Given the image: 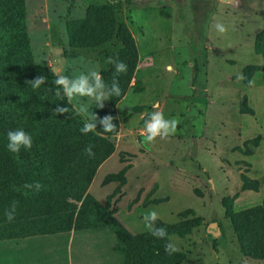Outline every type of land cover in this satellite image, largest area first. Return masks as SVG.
I'll return each instance as SVG.
<instances>
[{"label": "rangeland", "instance_id": "374dc122", "mask_svg": "<svg viewBox=\"0 0 264 264\" xmlns=\"http://www.w3.org/2000/svg\"><path fill=\"white\" fill-rule=\"evenodd\" d=\"M21 2L27 44L37 67L35 77H47L48 86L55 78L52 68L69 78L92 66L106 73L112 65L105 60L124 48L116 37L95 47L71 45L73 29L77 35L102 36L96 41L110 37L111 29L94 13L95 6L112 8L116 25L126 26L133 38L137 62L129 88L115 106L111 99L104 102L103 108L118 116L120 129L109 138L115 152L97 171L88 190L97 202L107 206L132 235L150 233L143 216L153 209L159 220L175 227L178 233L172 236L179 251L166 255L164 264H264L242 254L238 231L231 222L232 217L261 206L264 198V58L255 50L264 31V0ZM218 20L229 28L224 35L214 28ZM241 73L254 79V86L237 79ZM41 87L28 100L30 114L56 104L57 97L51 95L49 100ZM245 98L253 114L241 110ZM77 99L92 103L88 98ZM77 99L70 103L73 109ZM157 105L166 118H177L180 123L175 135L148 144L142 136L145 114ZM96 108L93 104L90 111L95 113ZM66 132L79 141L84 138L80 131L68 128ZM112 174L119 177L105 183ZM242 176L258 181V192L246 190ZM70 201L81 206V202ZM225 204L233 207L230 215ZM108 233L110 239L101 236L99 245L92 247L85 246L88 236L71 234L84 244L81 248L92 251L114 245L124 262L118 248L121 242ZM67 237L33 238L29 246L42 241L60 245ZM93 240L91 236L89 241ZM20 242L0 241V260L10 256ZM58 247L54 246L56 251Z\"/></svg>", "mask_w": 264, "mask_h": 264}, {"label": "trees", "instance_id": "16d2710c", "mask_svg": "<svg viewBox=\"0 0 264 264\" xmlns=\"http://www.w3.org/2000/svg\"><path fill=\"white\" fill-rule=\"evenodd\" d=\"M21 1L0 0V241L105 228L121 242L118 248L124 255L123 264H164V258L168 255L164 247L166 240L157 239L150 233L132 235L113 216V212L107 210V206L102 207L88 192L100 166L115 152V145L109 139L117 135L120 129V120L115 111L104 108H96L95 111L99 118L106 115L117 118L114 120L117 126L115 133H103L102 125L97 123L98 135L89 133L86 137L84 134L83 140L79 141L66 131L68 128L80 131L84 121L62 91L60 96L55 95V78H52L51 86L42 85L41 90L49 100L51 95H55L56 104L46 105L43 107L45 109H37L33 114L28 112V100L37 95V89H33L27 81L36 76L37 67L27 44L26 14ZM126 2L132 3L133 0ZM94 13L102 23H106L105 28L111 29L108 30L110 37L96 41L102 36L96 35L95 31L93 37L77 35V30L73 29L70 42L74 47L100 46L111 37L122 42L124 48L116 56L128 65V71L117 77L122 95L111 98L115 106L129 88L137 51L128 28L116 25L112 8L95 6ZM255 50L264 58V31L256 41ZM102 75L110 84L114 75L113 65ZM249 79H245L246 84ZM38 99L43 101L42 95ZM246 101L245 98L241 110L253 114ZM39 104L40 107L45 105ZM57 105L69 107V113L54 114ZM50 106L53 108L47 112L46 108ZM59 125L63 126L62 129ZM18 128L32 135L33 146L30 150L22 149L19 154H14L7 150L6 133ZM88 145L93 146L92 157L85 153ZM118 177L119 174L108 175L105 183ZM242 180L246 190L258 192V181L246 176H242ZM34 181H39L44 189L39 193L25 194L22 185ZM70 199L81 202V206L78 207ZM12 201H18V207L16 218L9 223L4 212ZM224 207L230 215L233 207L228 204ZM231 222L238 231L242 254L264 261V198L261 206L232 217ZM157 226L165 227L171 236L178 233L175 227L161 220L157 221Z\"/></svg>", "mask_w": 264, "mask_h": 264}, {"label": "clouds", "instance_id": "9594fccd", "mask_svg": "<svg viewBox=\"0 0 264 264\" xmlns=\"http://www.w3.org/2000/svg\"><path fill=\"white\" fill-rule=\"evenodd\" d=\"M216 32L220 35H224L228 32V26L217 21L214 24ZM106 64L113 65L114 75L111 83H107L101 74V71L97 66H92L87 71L81 72L78 75H72L69 78L57 68H52L55 79L53 83L56 86L55 95L60 96L61 91L71 103L77 98H88L90 103H85L82 100L77 99V103L74 105V111L76 114L84 118L83 126L80 128L82 134H89L97 131V123L102 125L103 133H115L117 126L114 124V120L117 119L112 115H106L103 118H99L95 113L90 111V108L94 104L97 108H103L104 102L110 100L113 96L120 97L122 95V89L119 84V74L128 71V65L120 60L119 56L108 57L105 60ZM171 70V69H169ZM237 79H247L242 73L238 75ZM47 83V77L38 75L31 81H27L33 89H39L42 85ZM255 80L249 79V87L254 86ZM156 110L150 113H146V119L142 129V136L145 143H154L158 138L165 140L176 134L178 125L180 123L177 118H166L163 111L158 109V105L155 106ZM69 107H61L57 105L54 110L56 115H64L69 113ZM7 150L14 154H19L22 149L30 150L33 146L32 135L22 128L15 130H9L7 133ZM92 145H88L85 148V153L92 157L94 153L92 151ZM22 188L27 193H39L44 189V186L39 181L32 183H25ZM18 207V201H12L9 207L5 210V219L11 223L16 218V212ZM160 219L159 213L156 210H149L143 216V222L145 228L150 234L160 240H166L165 252L172 255L179 251L178 245L174 242L175 237L171 236L167 229L162 226H157V221Z\"/></svg>", "mask_w": 264, "mask_h": 264}, {"label": "crops", "instance_id": "0c3cea01", "mask_svg": "<svg viewBox=\"0 0 264 264\" xmlns=\"http://www.w3.org/2000/svg\"><path fill=\"white\" fill-rule=\"evenodd\" d=\"M105 161L98 171L107 163ZM109 229H89L82 231H71L68 233H60L62 235L68 234L69 237L66 240H62L60 245H51L46 241H42V243L37 244L36 246H29V241L33 238L37 239L38 237H48V236H34L28 237L26 239H21L20 247L15 245L13 246V250H11V255L7 258H3L0 260V264H76V257L78 258L77 264H123V261L119 259L118 253L114 250L115 246H109L106 250L98 249L97 251H92L89 248H81V247H92L102 241L101 236H107V239H110L111 233H108ZM110 231V230H109ZM111 232V231H110ZM71 233H83L87 238H84L88 245L84 244L81 241H77L75 235L73 236ZM109 234V235H107ZM93 236V242H90V237ZM100 242H98L99 240ZM105 238V237H104ZM19 240V239H18ZM28 241V242H27ZM27 242V243H26ZM114 241H112L113 243ZM31 243V242H30ZM28 244V245H25ZM90 244V245H89ZM54 246H59L58 251ZM82 249V251H81ZM88 249V250H87ZM86 250V251H85ZM85 251V252H84ZM56 252V253H55ZM64 252L62 255L61 253ZM55 253V254H54ZM81 259L87 261L82 262Z\"/></svg>", "mask_w": 264, "mask_h": 264}]
</instances>
